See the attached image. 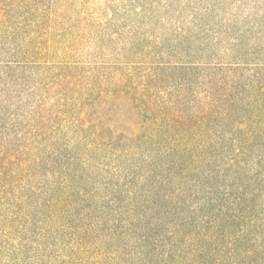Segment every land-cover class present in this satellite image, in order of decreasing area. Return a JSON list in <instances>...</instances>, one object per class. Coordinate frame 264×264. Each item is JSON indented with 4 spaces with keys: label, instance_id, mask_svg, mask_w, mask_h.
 <instances>
[{
    "label": "trees",
    "instance_id": "1",
    "mask_svg": "<svg viewBox=\"0 0 264 264\" xmlns=\"http://www.w3.org/2000/svg\"><path fill=\"white\" fill-rule=\"evenodd\" d=\"M69 2L0 0V264H264V62L81 61Z\"/></svg>",
    "mask_w": 264,
    "mask_h": 264
},
{
    "label": "rangeland",
    "instance_id": "2",
    "mask_svg": "<svg viewBox=\"0 0 264 264\" xmlns=\"http://www.w3.org/2000/svg\"><path fill=\"white\" fill-rule=\"evenodd\" d=\"M68 4L98 28V57L90 34L78 47L81 61L123 70H149L167 61L264 62V0H70Z\"/></svg>",
    "mask_w": 264,
    "mask_h": 264
}]
</instances>
